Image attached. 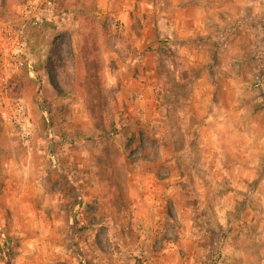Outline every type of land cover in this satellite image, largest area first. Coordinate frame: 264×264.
I'll use <instances>...</instances> for the list:
<instances>
[{"label": "rangeland", "instance_id": "1", "mask_svg": "<svg viewBox=\"0 0 264 264\" xmlns=\"http://www.w3.org/2000/svg\"><path fill=\"white\" fill-rule=\"evenodd\" d=\"M35 1L0 0V37L14 45L0 54V264H264V29L256 41L249 30L247 44L237 33L231 54L203 35L172 42V54L165 38L136 47L124 70L157 88L156 109L182 150L153 171V141L117 136L124 111L110 139L67 137L79 125L67 127L69 114L99 95L94 64L82 58L88 26L105 51L106 88L126 61L115 54L122 40L111 24L121 18L111 0H57L44 28H23L18 9ZM193 1L214 2L210 21L224 19L226 0ZM137 20L129 34L140 39ZM197 84L203 96L193 99ZM101 96L116 108L113 92Z\"/></svg>", "mask_w": 264, "mask_h": 264}, {"label": "crops", "instance_id": "2", "mask_svg": "<svg viewBox=\"0 0 264 264\" xmlns=\"http://www.w3.org/2000/svg\"><path fill=\"white\" fill-rule=\"evenodd\" d=\"M64 1L65 4L68 2L69 7L76 4L73 3V0ZM157 1L158 0L109 1V4L115 6L116 16L121 18V22L118 23L115 21V23L112 22L111 24L114 30L118 32V38L122 40H118L115 45L117 49L115 54L118 57H122V59L126 58L125 64L121 65L122 67L120 66V69H117L118 72L114 74L118 79V83L115 84L116 88L109 86L113 90V95L117 97L114 98V104L117 108V113H115V115H119L121 111H124L122 117L124 116L123 120L125 122L122 123L121 121V127L118 125L117 129L119 133L117 136H122L123 132L127 131L126 133L128 134L124 136L134 139V143L136 140H141L145 145L147 141H153L151 151L155 150L157 153L154 155V158L145 159L147 165L151 164V170L153 171H155V167H160L167 163H175L174 159H169L167 155L168 153L169 155H177L181 149L177 150L176 148L175 132L169 117L165 113L163 114L161 109H156L159 104L157 88L154 85L145 84L139 80L137 81L130 78V73L124 70L125 67L129 64L131 65L135 61L134 55L136 53V47L143 44L147 45L152 40L165 38L169 43L168 51L172 54L173 51H171L170 48L175 47L173 45L170 46L172 42L187 41L196 35H203L207 36V38L210 37L211 39L209 41H217L220 43V45L216 44L221 48V50H219L220 54H224L225 52L231 54L233 52V47H235V41L237 40L235 35L237 33L241 39L240 43L243 41L247 44V34L249 30L257 37V39L253 37L256 41L260 39V36L258 37L259 32H261L262 28L264 29V0H226L223 6V9H225L223 10L224 19L217 21L218 25L216 22H212L209 19L213 12L220 10V8L217 9L214 2H212L213 4L208 3L205 5L195 3V1L187 3L186 0H168V2H165V5H159L155 3ZM99 4L100 3H98V9H101ZM80 6L82 9H85L84 3H80L79 7ZM139 15L141 16L139 17ZM142 15L144 16L142 17ZM136 19H138L136 22L141 23L139 29L141 32L140 39L134 37V34H129L130 31L132 32L131 28ZM216 28L221 31L220 36L217 37L219 40H217L216 37L214 38L211 34ZM144 32L149 34L145 35ZM244 36H246L247 40H242ZM242 53H245V51L242 52V49H239L238 54L242 55ZM101 56L105 59L103 47ZM198 80L199 79H197V81ZM199 92H201V96H203V89L197 84L191 91V97L194 99V94L198 96ZM131 95H134V101L131 100L133 97H131ZM122 117H120V119ZM77 120H79L77 128H69L68 140H72L73 133H79L80 140L87 137L90 132L92 135L93 131H95L93 134H95L96 139L98 135L102 136V132L94 127L93 121L89 117L87 110L85 113H80L79 116L78 113L75 114L74 117L69 114L67 117V127L71 125L72 121ZM137 120H139V124ZM211 120H213L211 116L206 119L207 122ZM115 124L116 118L114 125ZM124 125L126 128L122 129ZM79 136L75 137L73 140L77 141ZM145 155L148 156L146 153Z\"/></svg>", "mask_w": 264, "mask_h": 264}, {"label": "trees", "instance_id": "3", "mask_svg": "<svg viewBox=\"0 0 264 264\" xmlns=\"http://www.w3.org/2000/svg\"><path fill=\"white\" fill-rule=\"evenodd\" d=\"M96 27V26H95ZM95 29V28H94ZM94 29L90 26L87 35L85 36L84 40H82L83 48L81 51L83 52L82 58L87 62H91L94 64L95 68V77H97L95 89L97 90L98 97L92 98V100L87 101V113L91 120L93 121L94 127L102 132V136L106 139H110L113 134H117V131L112 128L114 126V113H116V108L113 109L111 112L108 111L110 108L108 104H105L104 98L101 95L105 93L106 90L108 92H113L111 88H106L105 80H104V59L101 56L102 47L99 44V39L94 37L93 31ZM97 29V28H96ZM96 32V30H95ZM97 34V33H96ZM101 43V41H100ZM101 47V48H100ZM101 49V50H100ZM89 87H92L91 83ZM104 101V102H103ZM95 104L96 110L94 112L91 111V107ZM114 108V107H113ZM108 109V110H107ZM95 113V114H94ZM47 125L50 127L51 122L48 121ZM9 239L5 238L4 244L7 246ZM1 251V249H0Z\"/></svg>", "mask_w": 264, "mask_h": 264}, {"label": "built area", "instance_id": "4", "mask_svg": "<svg viewBox=\"0 0 264 264\" xmlns=\"http://www.w3.org/2000/svg\"><path fill=\"white\" fill-rule=\"evenodd\" d=\"M58 10L59 4L57 0H38L35 2L22 4L18 9V14L25 22L23 28L27 25L40 30L45 27V24L49 21V18ZM6 42L7 41L5 40V37H0V43H2V45L0 46V54H2L3 59L9 58L10 53L14 48V45L13 47L9 46L8 44H6ZM15 65L17 68H19L20 66H22V63H16ZM12 119H16L15 121L19 125L18 134L22 143L26 147H29L31 144V140L29 137L28 126L20 121V116L18 114L17 116H12Z\"/></svg>", "mask_w": 264, "mask_h": 264}]
</instances>
